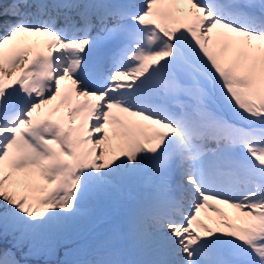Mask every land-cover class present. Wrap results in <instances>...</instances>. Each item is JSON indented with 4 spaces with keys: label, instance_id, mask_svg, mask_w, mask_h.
Wrapping results in <instances>:
<instances>
[{
    "label": "snow or ice",
    "instance_id": "obj_1",
    "mask_svg": "<svg viewBox=\"0 0 264 264\" xmlns=\"http://www.w3.org/2000/svg\"><path fill=\"white\" fill-rule=\"evenodd\" d=\"M0 264H264V0H0Z\"/></svg>",
    "mask_w": 264,
    "mask_h": 264
},
{
    "label": "bare ground",
    "instance_id": "obj_2",
    "mask_svg": "<svg viewBox=\"0 0 264 264\" xmlns=\"http://www.w3.org/2000/svg\"><path fill=\"white\" fill-rule=\"evenodd\" d=\"M66 85H70V81H62V86H66ZM56 102H53V104H55ZM51 106H45L44 108H43V113H47L48 111H49V108H50ZM61 114H63V110H62V112H61ZM36 115H40V113H37ZM101 228H102V226H100ZM91 237H84V241H88V242H90L91 241ZM80 244H82V243H77V244H73V247H76V246H78V245H80ZM84 244V243H83Z\"/></svg>",
    "mask_w": 264,
    "mask_h": 264
},
{
    "label": "rangeland",
    "instance_id": "obj_3",
    "mask_svg": "<svg viewBox=\"0 0 264 264\" xmlns=\"http://www.w3.org/2000/svg\"><path fill=\"white\" fill-rule=\"evenodd\" d=\"M203 215V214H202ZM80 241H82L80 238H77L75 241H74V243L76 244V243H79Z\"/></svg>",
    "mask_w": 264,
    "mask_h": 264
}]
</instances>
